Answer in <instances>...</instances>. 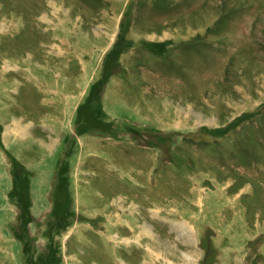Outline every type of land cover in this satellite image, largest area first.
<instances>
[{"label":"rangeland","instance_id":"374dc122","mask_svg":"<svg viewBox=\"0 0 264 264\" xmlns=\"http://www.w3.org/2000/svg\"><path fill=\"white\" fill-rule=\"evenodd\" d=\"M256 223L264 0H0V264H264Z\"/></svg>","mask_w":264,"mask_h":264},{"label":"crops","instance_id":"0c3cea01","mask_svg":"<svg viewBox=\"0 0 264 264\" xmlns=\"http://www.w3.org/2000/svg\"><path fill=\"white\" fill-rule=\"evenodd\" d=\"M51 153H52V156L56 155V154H54L55 151H54V153L53 152H51ZM255 225L257 226V228L252 230L253 234L249 235V237H250L249 239H253V238L261 235L260 233L259 234H257V233L260 232V230H261L260 228H264V226H260L262 224L256 223ZM222 226H225V225H222ZM248 229H249V226H248ZM249 232H251V230ZM233 235L229 236L228 233H226V235L224 234L225 240H230V245H228V248H227L228 252L226 251L227 254L224 256H221V259H222L221 264H243L242 258H244V254H242L241 252H243L242 249H244L245 247L243 248V246H242L241 248H237V246H238L237 243H239L238 242V236L234 237ZM240 250H242V251H240Z\"/></svg>","mask_w":264,"mask_h":264},{"label":"bare ground","instance_id":"6f19581e","mask_svg":"<svg viewBox=\"0 0 264 264\" xmlns=\"http://www.w3.org/2000/svg\"><path fill=\"white\" fill-rule=\"evenodd\" d=\"M19 140H20V139H19ZM20 141H21V140H20ZM20 141H19V142H20ZM46 148H49V146L47 145ZM46 148H45V149H46ZM46 150H47V149H46ZM46 150H45V151H46ZM49 151H50V148H49ZM228 205H229V204H228ZM224 209H225V208H224ZM232 212H233V211H232ZM225 213H226V212H225ZM235 213H236V212H235ZM236 214H237V213H236ZM223 215H225V214H223ZM231 215H232V214H231ZM233 217H234V216H233ZM222 219H223V218H222ZM232 220H233V219H232ZM209 262H210V261H209Z\"/></svg>","mask_w":264,"mask_h":264},{"label":"trees","instance_id":"16d2710c","mask_svg":"<svg viewBox=\"0 0 264 264\" xmlns=\"http://www.w3.org/2000/svg\"><path fill=\"white\" fill-rule=\"evenodd\" d=\"M129 44L125 45V46H128Z\"/></svg>","mask_w":264,"mask_h":264}]
</instances>
